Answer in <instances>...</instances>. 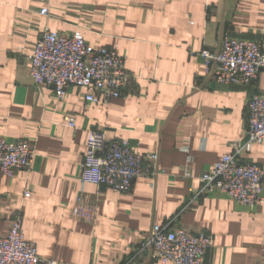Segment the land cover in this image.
<instances>
[{"label":"crops","instance_id":"0c3cea01","mask_svg":"<svg viewBox=\"0 0 264 264\" xmlns=\"http://www.w3.org/2000/svg\"><path fill=\"white\" fill-rule=\"evenodd\" d=\"M45 28L82 29L93 46L115 49L132 74L125 91L89 102L78 86L59 99L35 84L29 55ZM225 33L264 49V0H0V136L35 149L31 167L0 172V235L21 211L43 264H163L145 247L161 225L211 235L206 264H264V202L242 205L220 191L194 201L190 190L231 142L246 140L248 101L264 95V69L250 85L207 75L200 53ZM92 130L158 153L159 171L126 192L83 184ZM242 157L264 168V143ZM79 194L97 200L94 223L73 215Z\"/></svg>","mask_w":264,"mask_h":264},{"label":"built area","instance_id":"2783aa9c","mask_svg":"<svg viewBox=\"0 0 264 264\" xmlns=\"http://www.w3.org/2000/svg\"><path fill=\"white\" fill-rule=\"evenodd\" d=\"M40 12L49 15L47 8ZM200 56L205 62L207 75L219 83L250 85L264 69L262 44L229 33L223 34L214 49L202 50ZM29 59L34 83L52 87L59 99L64 97L68 86L75 85L86 90L85 99L89 102L108 101L122 94L132 78L123 56L115 49L93 46L82 29L64 35L45 28ZM65 123L76 127L77 119L68 115ZM246 135V140L230 143L231 151L224 153L200 177L198 189H190L194 201L220 191L242 205L255 207L263 204L264 168L242 157L252 150L254 144L264 143L262 94L253 95L248 101ZM34 158L31 141H9L0 136V172L5 176L11 177L19 170L31 167ZM158 161L156 152L137 151L125 140L110 139L104 130H92L81 163V182L126 192L137 178L156 174ZM181 172L184 177L191 175L189 166H184ZM25 195L30 196V193ZM97 210V200L79 194L72 213L76 218L94 223ZM22 223V212H15L8 234L0 235V264H43L45 261L36 244L26 239ZM145 247L150 248L153 257L163 264H206L213 238L207 233L195 234L184 228L172 231L154 225ZM49 263L56 264L55 261Z\"/></svg>","mask_w":264,"mask_h":264},{"label":"rangeland","instance_id":"374dc122","mask_svg":"<svg viewBox=\"0 0 264 264\" xmlns=\"http://www.w3.org/2000/svg\"><path fill=\"white\" fill-rule=\"evenodd\" d=\"M31 53H32V52H31ZM31 53H30V54H31Z\"/></svg>","mask_w":264,"mask_h":264}]
</instances>
